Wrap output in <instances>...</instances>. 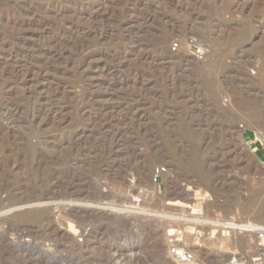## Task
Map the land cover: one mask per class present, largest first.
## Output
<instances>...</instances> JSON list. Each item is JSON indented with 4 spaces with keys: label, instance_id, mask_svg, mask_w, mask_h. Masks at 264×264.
Here are the masks:
<instances>
[{
    "label": "rangeland",
    "instance_id": "1",
    "mask_svg": "<svg viewBox=\"0 0 264 264\" xmlns=\"http://www.w3.org/2000/svg\"><path fill=\"white\" fill-rule=\"evenodd\" d=\"M262 148L264 0H0V264H174L264 224Z\"/></svg>",
    "mask_w": 264,
    "mask_h": 264
},
{
    "label": "built area",
    "instance_id": "2",
    "mask_svg": "<svg viewBox=\"0 0 264 264\" xmlns=\"http://www.w3.org/2000/svg\"><path fill=\"white\" fill-rule=\"evenodd\" d=\"M179 48L178 43L175 42L171 46V51L176 52ZM193 55L202 59L204 52L202 48H196L193 51ZM251 147V146H250ZM257 150V148H254ZM261 150H264L263 148ZM164 174H166V169L163 167H157L154 169L151 175V182L154 185L160 184L163 179ZM232 224H230V223ZM224 224L220 227L215 228V233L210 230L207 233L202 231H195L191 233V238L195 245L198 247L200 242L209 236V239H214L216 234L220 233V236L225 240H230L231 235L236 232L241 235L243 241L247 244V253L242 256L239 251H235L234 257L230 259L225 264H264V224H254V223H236L234 220H223V222H215ZM186 234L182 231L169 230L166 235V245L167 252L170 260L174 264H198V257L196 255L195 249L192 244H188L185 240Z\"/></svg>",
    "mask_w": 264,
    "mask_h": 264
},
{
    "label": "bare ground",
    "instance_id": "3",
    "mask_svg": "<svg viewBox=\"0 0 264 264\" xmlns=\"http://www.w3.org/2000/svg\"><path fill=\"white\" fill-rule=\"evenodd\" d=\"M259 153H261V155H262V157L264 158V151H260ZM169 175V173L167 174V172H166V175L164 174V176L163 177H166V176H168ZM259 176V175H258ZM167 178V177H166ZM257 180V179H256ZM168 182V181H167ZM186 186V185H185ZM196 189V188H195ZM189 190V189H188ZM185 191V190H184ZM157 193H158V190H157ZM197 193H200L201 195H202V193L200 192V190H198V188H197ZM167 198V197H166ZM167 205L168 206H176L177 204H181L182 202H180L179 200H178V198L177 199H174V198H169V199H167ZM22 202H24V201H22ZM18 203V202H17ZM24 205V204H23ZM30 205V204H29ZM20 207V206H19ZM189 207H192V206H189ZM33 212V211H32ZM261 212V211H260ZM39 215V214H38ZM19 219L20 220H23V221H31V220H34V219H36L37 218V213L35 214V213H28V212H24V213H20L19 215ZM256 221V220H255ZM230 223V222H229ZM230 224H232V223H230ZM222 225H224V224H218L217 226H215V228H217V227H220V226H222ZM189 230V229H188ZM217 231V230H216ZM225 242H226V240H224ZM224 243V242H223ZM228 243V242H227ZM226 243V244H227ZM228 245V244H227ZM222 247V246H221ZM193 248L195 249V252H196V255H198L199 253H201V249H200V247H198V246H196L195 244H193ZM228 248V247H227ZM223 252V251H222ZM216 253V252H215ZM214 253V254H215ZM228 252H223L221 255H219V256H227L228 257ZM205 257V256H204ZM234 257V255H231V256H229L228 258H225L226 260L228 259V260H230V259H232ZM202 258V257H201ZM208 258V257H207ZM198 259H199V257H198ZM205 259V258H204ZM220 259V258H219ZM222 259H223V257H222ZM224 259V260H225ZM202 260V259H201ZM224 260H221L222 262L224 261ZM139 261V260H138ZM168 262V261H167ZM166 262V263H167ZM202 262V261H201ZM140 264L142 263V262H139ZM224 263H226V262H224ZM142 264H144V263H142ZM201 264V263H200ZM219 264H220V262H219Z\"/></svg>",
    "mask_w": 264,
    "mask_h": 264
}]
</instances>
